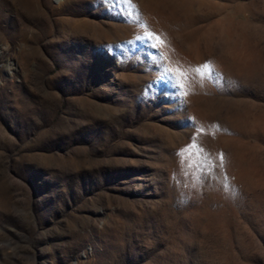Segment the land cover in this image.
Returning <instances> with one entry per match:
<instances>
[{
    "label": "rangeland",
    "instance_id": "rangeland-1",
    "mask_svg": "<svg viewBox=\"0 0 264 264\" xmlns=\"http://www.w3.org/2000/svg\"><path fill=\"white\" fill-rule=\"evenodd\" d=\"M133 3L0 0V264H264V0Z\"/></svg>",
    "mask_w": 264,
    "mask_h": 264
},
{
    "label": "snow or ice",
    "instance_id": "snow-or-ice-1",
    "mask_svg": "<svg viewBox=\"0 0 264 264\" xmlns=\"http://www.w3.org/2000/svg\"><path fill=\"white\" fill-rule=\"evenodd\" d=\"M110 3L118 4L122 3L125 8L132 7L134 9L138 8L133 3V0H109ZM135 22H139V17ZM137 40H144L146 41L151 47L156 48L159 51L161 45L165 44V40L158 34H155L151 31L146 32L143 36H137ZM160 58L163 59V53L160 54ZM163 73L165 78L175 87L182 96L190 95L194 89L192 87L193 80H197L201 86H203L205 80H222V74H220L214 62H205L201 65H191V64H183L180 61H175L173 66H163ZM193 121V125L195 126L194 118H191ZM219 129V126H216ZM203 131V127L197 129V132ZM181 157H187L188 160V168H205L209 169V171L215 169L217 166L220 168L224 167L225 164V156L223 153H220L218 156L219 165H216L210 159V154L205 152L204 147L202 144L198 142L196 137L194 136L192 142L181 149L178 153ZM193 157L196 160H199V163H196ZM197 180L200 177H196ZM224 180H227V177H224ZM224 187L228 189L230 187L229 184L225 183Z\"/></svg>",
    "mask_w": 264,
    "mask_h": 264
}]
</instances>
